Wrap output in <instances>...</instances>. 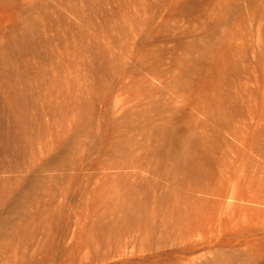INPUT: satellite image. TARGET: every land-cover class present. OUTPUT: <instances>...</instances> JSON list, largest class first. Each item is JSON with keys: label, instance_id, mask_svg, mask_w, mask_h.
Wrapping results in <instances>:
<instances>
[{"label": "rangeland", "instance_id": "obj_1", "mask_svg": "<svg viewBox=\"0 0 264 264\" xmlns=\"http://www.w3.org/2000/svg\"><path fill=\"white\" fill-rule=\"evenodd\" d=\"M0 264H264V0H0Z\"/></svg>", "mask_w": 264, "mask_h": 264}]
</instances>
